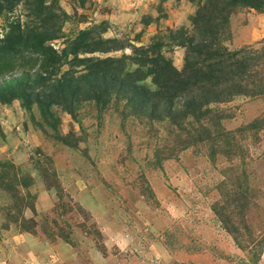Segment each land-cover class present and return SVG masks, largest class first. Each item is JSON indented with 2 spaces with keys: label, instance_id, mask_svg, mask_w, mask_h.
Returning <instances> with one entry per match:
<instances>
[{
  "label": "rangeland",
  "instance_id": "1",
  "mask_svg": "<svg viewBox=\"0 0 264 264\" xmlns=\"http://www.w3.org/2000/svg\"><path fill=\"white\" fill-rule=\"evenodd\" d=\"M207 1L2 0L0 39L11 29L25 39L0 55V264H264V0L231 2L204 23ZM102 21L101 37L160 43L179 71L206 24L258 62L241 93L223 88L198 115L178 97L153 117L123 91L36 102L42 58L25 46L41 33L61 55ZM72 57L49 82L84 72ZM150 80L140 83L155 90Z\"/></svg>",
  "mask_w": 264,
  "mask_h": 264
},
{
  "label": "trees",
  "instance_id": "2",
  "mask_svg": "<svg viewBox=\"0 0 264 264\" xmlns=\"http://www.w3.org/2000/svg\"><path fill=\"white\" fill-rule=\"evenodd\" d=\"M234 1L237 0H214V4L213 2L211 4L208 0L202 6L206 12L201 19L204 23L222 19V11L226 4ZM239 1L249 4L252 0ZM1 2L2 0H0V8ZM259 2L260 0L255 1V6H259L257 4ZM209 5L213 8L210 11ZM215 10H218L216 15H214ZM198 14H200L199 11ZM199 21L196 20L195 25ZM108 23L102 21L99 25L80 30L70 44L63 49L61 55L52 47L43 44L45 37L41 33L35 43L25 46L27 52L35 53L42 58L39 64L40 70L35 73L36 78L33 82L35 85L32 88L36 90V102L45 96L46 92V98L49 99L58 93L62 97L66 94L73 97L81 92H85L84 97L99 99L102 92L123 91L124 94L134 95L135 103L133 104L146 108L142 112L153 117H158L163 105L170 106L178 97H185L188 109L195 114L197 112L196 115H198L209 96L221 95L225 92L223 88L232 87L233 92L241 93L246 86L249 71L255 68V62H258L254 55L245 50L228 51L221 47L215 36L219 25L206 24L204 28L208 26V29H197L199 40L186 50L184 69L179 71L162 56L160 43L136 46L128 42L125 45V43L120 44L116 38L101 37L100 34L107 30ZM13 32L14 30L11 29L0 39V55L6 52H20L24 48L22 42L25 39L24 36L19 32L18 36L15 35L17 39H14ZM127 48L130 54H123L121 57L109 56L101 59L78 56V53L111 52ZM68 54L73 55L69 62L82 64L84 72L75 75V71H67L49 82L59 59ZM128 63L135 64L136 68L125 72ZM147 77H150V81L156 85L155 90L140 83ZM81 84L86 85V89L80 90ZM138 96L140 99L136 98Z\"/></svg>",
  "mask_w": 264,
  "mask_h": 264
},
{
  "label": "crops",
  "instance_id": "3",
  "mask_svg": "<svg viewBox=\"0 0 264 264\" xmlns=\"http://www.w3.org/2000/svg\"><path fill=\"white\" fill-rule=\"evenodd\" d=\"M108 14H110V15H108ZM105 16H106L107 19H110V20H111L113 16H116V14H114L113 12H112V13H106ZM111 22H112V21H111ZM253 25H254V24H253ZM253 25H251V26L253 27ZM253 29H254V28H253ZM253 31L255 32V30H253Z\"/></svg>",
  "mask_w": 264,
  "mask_h": 264
}]
</instances>
